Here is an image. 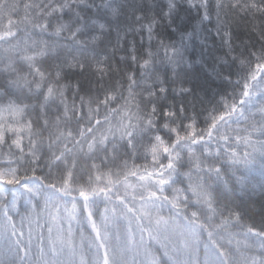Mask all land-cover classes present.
Here are the masks:
<instances>
[{
  "label": "snow or ice",
  "instance_id": "6c2138e0",
  "mask_svg": "<svg viewBox=\"0 0 264 264\" xmlns=\"http://www.w3.org/2000/svg\"><path fill=\"white\" fill-rule=\"evenodd\" d=\"M0 185V264H264V0H0Z\"/></svg>",
  "mask_w": 264,
  "mask_h": 264
},
{
  "label": "trees",
  "instance_id": "16d2710c",
  "mask_svg": "<svg viewBox=\"0 0 264 264\" xmlns=\"http://www.w3.org/2000/svg\"><path fill=\"white\" fill-rule=\"evenodd\" d=\"M217 91H219V89H218ZM210 99L212 100V103H216V102L219 101L220 97H219V96H214V97H210ZM204 106H205V107H208V106H209V103H208L207 100L205 101ZM200 110H201L200 106L197 105V111L199 112ZM199 119H200L201 122L203 121V117H200ZM258 179H259V177L257 176V180H258ZM5 187H6V186L0 185V191H3V190L5 189ZM20 191H22V189H21ZM17 194H19V193H17ZM9 198H11V197H9ZM256 199H257V200L259 199V193H257V195H256ZM17 222H18V218H17ZM258 222H259V217H257V223H258ZM88 231L90 232V229H89ZM86 234H87V233H86ZM201 258H203V256H202Z\"/></svg>",
  "mask_w": 264,
  "mask_h": 264
},
{
  "label": "rangeland",
  "instance_id": "374dc122",
  "mask_svg": "<svg viewBox=\"0 0 264 264\" xmlns=\"http://www.w3.org/2000/svg\"><path fill=\"white\" fill-rule=\"evenodd\" d=\"M87 235V234H86Z\"/></svg>",
  "mask_w": 264,
  "mask_h": 264
}]
</instances>
